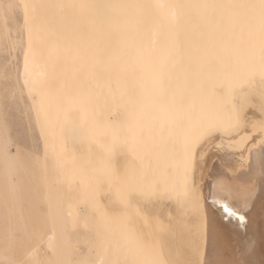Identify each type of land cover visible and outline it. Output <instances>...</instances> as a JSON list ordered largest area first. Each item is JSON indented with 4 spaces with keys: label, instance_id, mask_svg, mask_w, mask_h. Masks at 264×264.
<instances>
[{
    "label": "bare ground",
    "instance_id": "1",
    "mask_svg": "<svg viewBox=\"0 0 264 264\" xmlns=\"http://www.w3.org/2000/svg\"><path fill=\"white\" fill-rule=\"evenodd\" d=\"M261 3L262 0H19L28 36L23 80L28 92L34 95L38 113L41 111L46 118V121L42 117L38 119L46 122L43 125L48 140L54 139L58 147L59 142L63 143L66 152L75 148L79 151H75L76 156H89V164H93L87 168L90 176L97 177L100 173L101 178L106 173L107 180L95 186L108 212L109 195L102 196L100 192L109 191V164H118V167L121 164L126 178L123 182L125 205L122 208L120 199H114L119 205L115 207L113 201L111 207L116 213L120 212L119 206L125 209L131 253L137 244L136 238L138 245L145 249L149 247L146 244L154 241L146 223L154 220L166 223L164 232L153 233L157 235L160 258L154 260L148 251L144 253L146 249L138 252L145 256L142 255L139 264H264V220L259 211L264 196V88L244 87L249 80V66L242 67L244 71L239 75L235 67L227 73L221 72L223 66H230L232 57L229 60L223 56L229 49L264 50ZM255 21L263 22L255 28L254 34L259 39H254L252 46L249 41L236 42L237 35L254 30L251 26L247 28L246 22ZM245 62L251 61L245 58ZM236 75L240 78L238 87L229 90ZM216 85L229 90L226 95L230 96L231 108L236 114L231 110L228 113V103H219L225 107L218 109L226 108L227 113L214 117L210 125L211 116L204 114L202 108L205 100L210 104L216 95ZM231 113L239 121L237 130ZM73 115L77 125L71 123ZM82 125L91 131L93 141L85 139L83 132L80 134ZM211 126L224 130L206 133ZM109 151L115 155V165L109 160ZM151 151L155 152L154 158ZM84 161L81 162L86 164ZM83 166L81 170L87 165ZM67 168L66 172L70 170ZM122 168L113 173L119 177L123 174ZM81 170V175H85L86 170L83 174ZM70 171L68 175L73 174ZM90 187L93 190L94 186ZM110 190L112 193L113 189ZM95 195L91 192L90 201ZM99 204L98 201L95 206ZM225 204L230 211L222 207ZM209 210L215 227L213 245L208 229ZM103 218L106 226L109 217ZM97 227L93 228L97 230ZM55 237L51 234L49 239L52 241ZM110 238L107 236L108 242ZM114 240L115 245L120 239ZM109 245H105L106 255L111 251ZM63 248L61 260L69 264ZM45 250L48 252V248ZM133 253L128 257L132 264L136 256ZM117 254H112V258ZM104 259L98 264L108 262Z\"/></svg>",
    "mask_w": 264,
    "mask_h": 264
},
{
    "label": "rangeland",
    "instance_id": "2",
    "mask_svg": "<svg viewBox=\"0 0 264 264\" xmlns=\"http://www.w3.org/2000/svg\"><path fill=\"white\" fill-rule=\"evenodd\" d=\"M21 9L22 8L19 6V0H0V133H1L0 134V264H16V263L17 264H60L63 261L61 260L63 258V255H62L63 250H64L63 246H65L66 248L64 255H67L65 257L67 258L66 260H68L67 263L69 264H98L99 261L103 260L106 256H110L108 258L106 257L107 259L106 258L104 259L106 261L108 260L110 264H132L130 263L132 261H130L129 258L132 257L131 254L134 251H137V252L133 253V256L136 255L135 256L136 259L135 257L133 258V264L135 263L139 264V263H142L143 254L140 255L139 253L138 255V252L141 251L143 253V251L146 249L147 250L144 251V253L145 252L147 253L148 251L149 254L153 256L152 258L158 261V259L160 258V255H159L160 247L157 241V237H155L157 235L154 236L153 233L155 231L157 232V230H158V233L155 232V234H160V232L162 233L165 231L163 229V225H164V228H166L167 226L165 225L166 223H164L163 221L154 220V223L151 221H150L151 223H146L149 229H151L150 231L152 232L151 233L152 237L150 238H154L153 240L155 242L152 241L151 239L154 245L152 242L149 244H146V245H149V247L146 246V249H145V246L143 248V245L142 247L138 245L139 240H137L136 238L135 241L137 242V244L134 247L137 249L133 247V252L131 253V249H130L131 247L128 244V229L125 227L126 219H127V216L125 214L126 213L125 209H123L124 212H122L124 214L120 213L121 211H123L121 209L124 207L125 200H126V186L124 188V183H123L126 181V178L124 174V169L121 167V164L118 167L117 166L118 164L115 165L116 162H113L114 161L113 157L115 155L113 154L112 156L111 152L109 151L110 153L109 156L110 155L112 156V157L110 156L109 160L112 159L113 164L115 163L114 164L115 166L109 164V191L104 190L100 192L102 196L106 193H108L109 195L110 206H109V212H108L105 209L107 208L105 203L103 204V202L100 201L101 196L98 193V189H96L97 184H100L101 180L103 179L107 180L106 173L103 172L101 175V178H99L100 173L99 175H97V177H94L95 175L90 176L89 174L90 172H88V170L91 168V165L93 164L91 163L89 164V162H91L90 159H89L90 161H88L89 156L85 155L86 157L84 156V158L80 156H76L75 151H78V150H75V148H73L72 150L73 153L70 151V149H68L69 152H66L64 145H62L63 143L59 142L58 145L60 146L58 147L56 145L57 142H55L54 139H51L50 141L48 140L49 138L47 135L46 126L44 128V125H43V124H46L45 122L46 118L42 116L41 111H39L40 114L38 113V109L35 106L34 95L28 92V87L26 86V83L23 80V66H24V59H25V51H26V47L28 43V38H27L28 36H27L26 23H25L23 12ZM260 22L261 21H255V23L246 22L247 28L251 26V28L254 27L253 28L254 30L252 31V29H250L249 31H246V34L245 32H243L241 36H239L241 34L240 31L237 30V32H239L240 34L236 36L235 41L241 42V43H243V41H249L250 43L248 44L252 46L251 43H253V40L259 39V38H256L257 34L255 35L254 33H255L256 26L263 24V22H261V24H258ZM262 42L264 44V35L262 37ZM236 49H232V50L229 49L230 51L228 53L223 54V56L227 57L229 60L231 57L232 58L230 60L231 62L230 66L229 65H227L226 67L223 66V68L221 69V72H223V74L227 73V70L229 72L232 67H235L236 68L235 72L236 74L238 73L239 75L242 70L244 71L243 68L245 66H249V70H248L249 73L247 74V76L249 77V80L245 82L246 85L244 87L246 89H249L250 87H254V86H262L264 88V50L262 51L263 52L262 53L260 51L257 52L253 49L251 50V48L242 50V48L240 47ZM255 53L257 54V56ZM259 56H261V58ZM233 57L235 59H233ZM245 58L246 59L248 58V60L250 59L251 61L249 62L250 64H246ZM251 59L254 61H252ZM255 60L256 61L260 60V62L259 61L256 62ZM238 75H236L232 79V85L230 86L229 90H231V87L233 86H234L233 88L238 87V80L240 79L238 78ZM216 86H217L215 89L216 95L214 96L216 100L213 97L210 104H208V101L205 100V104H203V108H202V110L204 109L203 110L204 114L208 113L211 116L210 125L214 122V117H216L217 115L220 116L222 112H224L222 114L227 113L226 108L223 111H221L223 109V106L225 107L227 103L228 104L226 107L230 108V109L227 108L229 110L228 113L231 111L234 112L233 111L234 109L232 110L233 107L231 105L232 102H231L230 96L228 97L226 95L228 94L227 91L229 90L225 91L220 85H216ZM221 95H223L224 97ZM226 96L228 97L227 99H226ZM221 97H223L224 99ZM222 99L223 101H220ZM214 102L218 104L217 105L218 107L216 106V104H214ZM219 103H223L225 105L220 104V106H222L220 107ZM219 107L222 109L219 110L220 109ZM234 113L236 114V112ZM231 114L229 115L236 121L234 122L236 124L234 128L237 130L236 127L239 126V121L237 120V117L233 116V113ZM41 117L45 121L44 120L39 121V119H42ZM75 118L76 116L74 117V115L73 117L70 116V120H71V123H73V125H77L76 124L77 119L75 120ZM41 126L44 131H41L42 130L40 129ZM82 126L83 127H82V131H80V134L81 132H83V136L85 137V139L89 141H93L94 138H93L91 131L85 125H82ZM211 127L212 129L208 130V132L206 133H209V131L210 132L215 131V129H219V131L224 130L222 128H213L214 126H211ZM206 129H207V121L205 124V130ZM235 129L230 128V130L231 131L234 130V132H235ZM65 132L66 130L64 131V133ZM90 135H92V137ZM109 136L111 138L110 133H109ZM7 137L9 138V141ZM109 142H110V139H109ZM49 144L51 146H49ZM61 145L63 147H62V150L60 151L59 148L61 147ZM65 145L67 147V144ZM111 146H112V143L110 142L109 149ZM45 149H49V150H45ZM88 150L91 151L90 148H88ZM88 150L86 149V151ZM123 150L125 151V149ZM57 151H59V154ZM6 153H8V155ZM71 153L73 156L71 155ZM151 153H152V157L154 158L155 152L151 151ZM57 154L59 155V157ZM51 155L52 156L55 155V156L52 157ZM65 156H67L68 158ZM69 157L73 159L69 160L70 159ZM78 157L80 158L78 159ZM76 159L79 160V162H76L77 161ZM85 159H87L88 162H86ZM81 161L86 162V164L82 163ZM76 163H79L80 167H79V164H76ZM83 165L84 166L87 165L85 166L86 169L89 166V169L86 170ZM82 166L84 168L83 170H81ZM67 167H69L70 170L73 168L71 171L68 170L70 172H73V174L70 173L68 175V171L66 172L65 170ZM120 168H122L121 171H123V174H119L120 176L118 177V175L114 173H116V170H119ZM10 169L11 170L13 169L14 173ZM79 169L82 171V174L84 170H86L85 175H81V172H79L80 171ZM10 174L12 176V179H11ZM112 174H114L115 176ZM70 176L71 178H69ZM87 176H89L90 178L85 179V177ZM81 178H84L82 179V181L83 180L86 181L85 183L83 182L84 184L82 183V181L79 182ZM118 178L119 180L116 181ZM11 180H13V182ZM91 180H93V182L96 180L95 181L96 183H92ZM114 180H115V183L113 184ZM90 182L92 184H90ZM12 183L15 186L14 192H13ZM72 184L74 185V187L72 186ZM117 184H119L118 186L120 187L118 186L115 187V185ZM90 185L94 186L93 190H92V187H90ZM65 189L67 192L65 191ZM110 189H113L112 193L110 192L111 191ZM90 190L92 194L94 192V195L97 191V194L95 195L96 197L92 198L91 196V198L94 199L95 201L94 200L90 201L91 200L89 198L90 197L89 195L91 194V192H89ZM71 192L72 193L74 192L73 195ZM80 192H82V195ZM85 192H86V195H83L85 194ZM64 193L66 194V196ZM87 193H89V195ZM113 193H115V195ZM80 196L83 199L80 198ZM64 198L66 199L65 201H64ZM98 198H99L98 201L101 205L99 204L98 206H95L98 203L97 201ZM114 199L115 200L120 199V202L118 201L119 204L121 203L120 206L123 203L122 208L119 206L120 212H118V209L115 208V210L118 213H116L114 211V208L111 207L112 205L111 202L113 203V201H115ZM63 201H64V204H63ZM93 201L94 203L97 202L94 205L95 207L93 206L94 204L92 203ZM115 203L117 205L115 207H118L119 204L117 203V201H115ZM110 207L112 208V210H110ZM62 208L64 211L63 214H62ZM99 208H101L100 211H102V214L104 217L106 218L109 217L110 219L113 218V220L111 219L110 221H109V218L106 219V226L104 222L105 219L103 218V216H101L103 219L99 217L100 215H102L101 213H99L100 212ZM106 211L110 215H108ZM112 211H114V213ZM209 212L211 213V211ZM75 213L77 214L74 216ZM136 213L137 212H135V215H138ZM71 214L74 217L71 216ZM96 216L99 218H97ZM85 217L87 218V220H85L86 219ZM212 217L213 215L210 214L209 218H212ZM95 221L98 222L100 227L102 226V229L100 228L101 233L100 232L97 233V230H100V229H99V226L97 227L98 224L97 223H96L97 225L95 224ZM100 221H103L102 224H100ZM54 222L56 223L54 224ZM90 222L91 224H89ZM92 223H94V225ZM123 223H125V225ZM152 223L154 226L152 225ZM150 224L152 225V227ZM93 227H97L98 229L96 230V228H93ZM107 227H108V231H112V233L111 232L109 233L108 231H106L107 233L105 234V228ZM91 228H93L94 232H92ZM123 228H125L124 230H126V232L125 231L123 232ZM152 228L154 230H152ZM208 229L210 230L209 232L210 238H212L213 233H214L212 229L215 230V227H212L210 223V225L208 226ZM56 232L58 235L56 234ZM51 234H54V237L56 236L52 241L49 239ZM98 234H102V235L98 236ZM104 234L106 235V238ZM64 235L66 236L64 237ZM60 236L61 238H59ZM107 236L111 237L110 239H108L110 242L113 240L111 242L112 244L107 241ZM123 236L126 238L124 239ZM115 237H116V241L120 239L118 241L119 243L116 242L117 247L115 246L116 243L115 245L113 244V242H115L114 240ZM63 238L66 239L65 243L63 241L64 240ZM39 239H40V242H39ZM104 239L107 242L104 241ZM58 240H60L61 241L60 243L62 244L58 243ZM121 240L123 241L122 243H125L124 245L121 244ZM100 241L101 243H99ZM106 243L107 244L110 243V245L108 244L109 247L111 246L110 247L111 251L109 250V252L113 254V255L111 254L112 256H114V254H117V253L120 254V251H122L119 257H118V254L115 255L117 256L116 258L115 257L112 258L110 253L109 255H106L107 253L105 254L106 252L105 247L108 246ZM92 244H94L93 247H92ZM137 245L139 247H137ZM91 247L93 248L94 251L91 250V253H90V249H92ZM114 247L120 248V249H115ZM47 248H48V252L50 253L46 252L45 249ZM100 254L101 256L104 255L105 257L104 256H103L104 258L101 257ZM123 254L125 255L123 256ZM60 255H62V257ZM85 256L86 258H84ZM155 257H157V259H155ZM213 258L214 257L211 256L210 260H213ZM108 262L104 264H107ZM65 263L62 262L61 264H65Z\"/></svg>",
    "mask_w": 264,
    "mask_h": 264
},
{
    "label": "crops",
    "instance_id": "3",
    "mask_svg": "<svg viewBox=\"0 0 264 264\" xmlns=\"http://www.w3.org/2000/svg\"><path fill=\"white\" fill-rule=\"evenodd\" d=\"M258 182H260V179L258 180ZM262 200V205H261V209H259V211H260V213H261V216L263 217V220H264V196H263V198L261 199ZM209 211H211V210H209ZM209 213V215L211 214L210 212H208ZM210 220V223H211V226L212 227H214V225H213V223H212V219L210 218L209 219ZM210 225V224H209ZM263 228H264V226H263ZM214 232H215V230L214 229H212ZM214 236V235H213ZM213 236H212V238H211V241H212V245L214 244V240H212L213 239Z\"/></svg>",
    "mask_w": 264,
    "mask_h": 264
},
{
    "label": "snow or ice",
    "instance_id": "4",
    "mask_svg": "<svg viewBox=\"0 0 264 264\" xmlns=\"http://www.w3.org/2000/svg\"><path fill=\"white\" fill-rule=\"evenodd\" d=\"M261 8L262 10H264V0H262V3H261ZM222 207H224L226 210H229L228 209V206L225 204V205H222ZM230 211V210H229Z\"/></svg>",
    "mask_w": 264,
    "mask_h": 264
}]
</instances>
